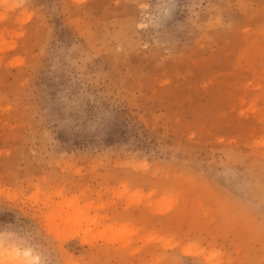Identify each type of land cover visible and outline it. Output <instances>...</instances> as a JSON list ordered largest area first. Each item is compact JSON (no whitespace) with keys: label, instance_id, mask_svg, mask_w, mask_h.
<instances>
[{"label":"rangeland","instance_id":"rangeland-1","mask_svg":"<svg viewBox=\"0 0 264 264\" xmlns=\"http://www.w3.org/2000/svg\"><path fill=\"white\" fill-rule=\"evenodd\" d=\"M0 264H264V0H0Z\"/></svg>","mask_w":264,"mask_h":264}]
</instances>
